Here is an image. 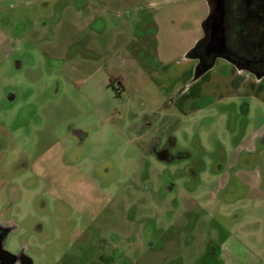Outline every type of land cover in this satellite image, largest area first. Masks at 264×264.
<instances>
[{
  "label": "rangeland",
  "instance_id": "rangeland-1",
  "mask_svg": "<svg viewBox=\"0 0 264 264\" xmlns=\"http://www.w3.org/2000/svg\"><path fill=\"white\" fill-rule=\"evenodd\" d=\"M207 15L202 0H0L6 252L264 264L261 123L174 105L185 32Z\"/></svg>",
  "mask_w": 264,
  "mask_h": 264
},
{
  "label": "crops",
  "instance_id": "crops-1",
  "mask_svg": "<svg viewBox=\"0 0 264 264\" xmlns=\"http://www.w3.org/2000/svg\"><path fill=\"white\" fill-rule=\"evenodd\" d=\"M202 1L206 3L205 0ZM201 32L202 29H190L189 32H185L186 41L182 47L185 50L191 48L187 50L182 58L190 60V63L187 62L185 69L181 72L182 83L173 89V93H176L175 107L181 109L184 105L191 103L195 105V112H198L217 103H223L225 106L221 108L222 117L225 116L229 119V117L237 115L251 116L249 124L251 125L253 120H257L261 123V128L258 131H264V76L257 79L253 74L237 68L228 60L218 58L210 69L196 77L197 62L187 56L202 38L199 39ZM197 39L199 40L197 41ZM185 85H187L186 88ZM245 99H249L257 105L252 109V113L251 107L247 103L237 107L236 101H244ZM259 134L255 132L254 138Z\"/></svg>",
  "mask_w": 264,
  "mask_h": 264
},
{
  "label": "flooded vegetation",
  "instance_id": "flooded-vegetation-1",
  "mask_svg": "<svg viewBox=\"0 0 264 264\" xmlns=\"http://www.w3.org/2000/svg\"><path fill=\"white\" fill-rule=\"evenodd\" d=\"M224 6V26L226 29L225 52L206 56V47L209 43L211 32L202 39L193 50L197 57L195 76L205 66L212 65L213 57L222 56L223 59L233 63L237 68L247 72H264V0H222ZM205 29H213L211 24ZM203 37V36H202ZM201 59V61L198 60ZM252 74V73H251ZM8 229L0 226V264H33L32 260L24 252L12 254L10 259L4 253V239ZM6 252V251H5ZM8 253V252H7Z\"/></svg>",
  "mask_w": 264,
  "mask_h": 264
},
{
  "label": "water",
  "instance_id": "water-1",
  "mask_svg": "<svg viewBox=\"0 0 264 264\" xmlns=\"http://www.w3.org/2000/svg\"><path fill=\"white\" fill-rule=\"evenodd\" d=\"M205 1L208 6V15L206 16V18L201 24L203 37L195 44L193 50L200 44L202 39H204V37L207 35V31L210 30L211 36H210L209 43L205 50L206 56L210 57L212 55L217 54V52L222 53V52H225L226 50V41H225L226 29L224 26V6H223L222 0H205ZM209 24H211L213 29H205V27L208 26ZM193 50H191L188 53L187 57L195 60L197 59V57L193 55ZM216 58H222V56L216 55L215 57H213V61ZM198 60L201 61L200 58H198ZM211 66L212 65L210 64L209 66L203 67V69L199 71L200 75L205 73L208 69H210ZM250 73H252L257 79H260L261 77L264 76V72L262 73L250 72ZM6 235L7 234H5L4 239ZM4 253H6L8 255V258L10 259L15 257L14 255L7 253L5 251Z\"/></svg>",
  "mask_w": 264,
  "mask_h": 264
}]
</instances>
